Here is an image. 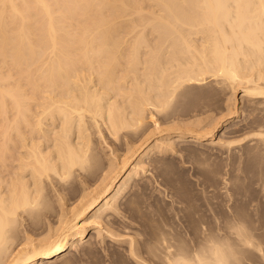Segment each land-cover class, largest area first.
<instances>
[{
    "label": "bare ground",
    "instance_id": "bare-ground-1",
    "mask_svg": "<svg viewBox=\"0 0 264 264\" xmlns=\"http://www.w3.org/2000/svg\"><path fill=\"white\" fill-rule=\"evenodd\" d=\"M221 87L231 90L227 115L211 116L203 125L200 113L197 124L192 119L185 129L176 121L174 135L167 132L173 130L168 126L163 130L166 136H160L161 131L156 138L152 130L147 133L150 119L155 120L152 126H162L156 114L165 113L191 89L208 88L207 92L215 93ZM238 91L242 101L251 102L254 117L251 132L232 138L246 116L228 121L239 113ZM219 126L223 130L215 141ZM92 127L114 139L133 135L141 141L138 145L131 142L134 147L128 144L134 150L118 164L110 155L109 170L102 175L104 184L99 189L93 186L97 191L78 204L73 217L67 215L61 203L65 196L53 183L52 196L60 204L58 212L48 217L50 222L47 219V234L38 241L31 234L24 235L26 230L22 235L26 218L32 229L44 211L56 206L48 199L53 186L47 188L46 181L65 182L80 172L87 177L89 171L83 172L95 164ZM150 134H156L153 140ZM209 139L225 146L250 139L255 149L264 152V0H0V168L13 167L9 180L2 175L3 169L0 175V264H53L67 258L72 249L89 241L90 231L82 220L102 223L106 221L102 218H113L110 215L118 211L126 186L146 168L145 158L172 150L183 141L203 144ZM87 183L83 185L91 184ZM163 228L159 227L161 231L145 249L149 262L139 259V236L129 237L127 249L133 258L141 264H181L195 254L203 237L213 233L211 227L202 225L197 228L199 237L194 231L198 239L190 242L192 237L184 236L186 240ZM247 229L235 232L249 247L256 239ZM100 231L97 228L90 236ZM228 243L236 261L240 246L230 239Z\"/></svg>",
    "mask_w": 264,
    "mask_h": 264
},
{
    "label": "rangeland",
    "instance_id": "rangeland-1",
    "mask_svg": "<svg viewBox=\"0 0 264 264\" xmlns=\"http://www.w3.org/2000/svg\"><path fill=\"white\" fill-rule=\"evenodd\" d=\"M207 90L209 91L210 89L204 88L202 90L200 88L198 89L193 88L191 89V92H189V94H185L184 97L181 96L180 98H178L177 99L178 101L176 100L175 101L176 103L174 102L171 108L165 111V113L163 112L160 114H156V117L158 118V120L161 119L159 123L162 126H157L156 124L152 126V122L155 123V120L154 118H152L153 120L150 119L151 122L148 123V127H150V129L148 128L149 130L147 133H151V130H152V133H156V134L161 131L160 132L161 134L158 133L160 136L161 135L166 136L165 133L167 132H171L170 135H174L176 131L178 130V127H176L177 125L180 127V124H181V127H184L183 129H185L187 127L185 124H189V122L192 119H193V122H195V120H197V117H200L201 114H203L201 115V120L203 119L202 120L203 125L208 121V119L211 118V116L218 117V116H222L224 113H225L224 115H227L228 110H229L228 109L229 105L227 103L231 101V100H228L231 90L225 87L223 88L221 87V89L218 88V91H216L215 93L214 91L213 93L207 92ZM203 91L204 93L205 92L207 93L204 94L202 93ZM241 95H242V92L238 91L237 96L239 100L236 102L237 104L236 106L238 107L237 109H239L238 111L239 113H237L236 116L229 118L228 121H234L238 118H243L244 114L246 115L245 116L246 121L244 120V122H241V125H240L241 130L236 133H232L233 135V136L231 135L232 138L243 137V135H246V132L249 133V131L251 132L250 129H252L250 125L252 124L251 119L254 117V114L253 115L251 114L252 112H254L252 109L253 106H250L252 104L248 100L242 101V99H240ZM207 104L210 106H208ZM245 108L247 110H245ZM202 109L206 110L205 111L206 113L200 112ZM211 109L212 111H214V113L211 111ZM176 121L178 122L177 125H176L177 123ZM180 121L181 123L179 124ZM172 122L174 123L176 122V123H175V126L173 123L171 127L170 124H172ZM195 123L197 124V122ZM156 126L157 128H155ZM167 126L172 128L173 130L171 131L170 129L169 131H167V129L169 128L167 129L165 128L167 132H164L165 131L164 127H167ZM198 126L200 127V123L196 125L197 128ZM160 127L162 128V130H159L161 129ZM242 128L244 131L242 130ZM92 129L91 130L93 131V135L91 136L92 138L91 147L92 149L94 148V150H96L95 151L96 153L94 154L92 159H93V163L95 164L89 167L88 168L89 170L87 169V171L83 172L86 174L89 171L88 172L89 176L88 174H86L87 177H85V179L86 178L87 179L85 180L84 179L85 175L83 174L81 176V172H80V173H77L76 176L72 177L71 179L69 178L65 180V182L64 180L59 181L56 178H55L56 180L53 178V181L50 179L52 181V184H48L49 182L51 183V181L49 182L46 181L47 188L50 185L53 186L54 184L56 188L59 186L57 189L61 190L63 192L62 194H64L63 196H65L64 198L65 200L64 199L61 200L63 201L61 203L64 205V209H66L65 211L67 212V215L70 217L71 216L73 217L74 211L76 213V209L77 210L79 209L80 206H78V204L80 205L84 204L85 201L88 199V196L91 194V192L94 194L95 188L99 189L101 185L104 184L102 179L105 173L109 170L108 163H109L110 155L113 153L111 157H113V159L118 164V162L120 163L121 162L120 160H123L124 157H126L127 155L130 156L132 153V150H134V148L132 149L128 148L130 147L129 145H133V147L136 145V144H132L131 142L134 143V141H136L138 145L141 141L139 138V142H138V136H133V135H131V138L133 137V140L131 138L128 139V137L130 136H127V138L124 137V139L120 138L122 139V141H120V139L112 138L110 135H108V133L106 135L107 131L105 130H104L105 132L104 133V132H100L95 127H92ZM221 129H222V126H219V129L217 128V131L215 134L216 135L215 141L218 140L219 138L218 135H220L221 131L223 130ZM97 131L99 132L97 133ZM101 133H103V135L105 134L104 141L102 138L103 135ZM156 134H153V136L150 134L152 136V138L150 139L153 140L154 135ZM158 134L155 136V138L159 136ZM249 140H245L242 143H235L234 145H230V146L226 145L227 147L225 145H221L217 143L214 144L215 142L211 143L212 142L211 139L203 141V144H190L187 142L186 144L184 143L185 141H183L181 144L180 143L175 144L176 148L174 147V149L172 150H168L158 155L153 154L154 156L152 155L149 158H145V163L148 162V164H145L146 168L142 170L143 172L142 171L139 172L138 174L139 176L135 177L134 179L130 181V183H128L129 185L126 186L125 188L126 191L125 190L123 191L122 193L123 196L121 194L120 196L121 198L119 197V200H118L119 203L117 202L118 203L117 205H119L121 202V205H119L120 207L118 206L119 207L118 211L112 214L113 216L110 215L111 217H113L110 219L112 220L115 219V220L110 221V219L105 217L104 219L102 218V220H106V221L108 220L109 223L108 221L107 222L101 221L102 223H98L97 221L93 220L94 222L89 221L91 222L90 224L89 222H87L88 220H91L90 218L86 219L87 223H85V221L83 222L82 220L81 222L82 225L86 224L87 231H90L89 236L86 237L87 241L88 240L89 241L88 242L84 241V243L85 242L86 243L85 244L83 243L82 244L83 246L80 244L74 250L72 249L71 253L67 257L68 259L63 258V259H59V261L58 260L56 261L58 262V264H118V263L119 264H134V263L141 264L139 260H137L135 257L133 258L129 249H127L129 248L127 246H129L130 238H131L130 240H132V237H136L137 235L139 236V237H136V239L139 238L137 239L138 240L137 245L139 246L138 247L136 246V247H137V251L139 250V253H141L140 256H142V257L139 256L140 257L139 259H141V261H145L149 256V253L146 251L148 250L146 249V247L149 248L152 241H154L152 238L153 237L155 238L156 236L155 233L158 234L157 231L158 230L161 231L159 227L163 228L166 226L165 227L166 229L168 228L172 229L173 233L178 237L184 238L185 236L187 239H190L192 237L190 240H187L186 238H184L187 241L191 242L192 240L198 239L200 230H197V228L200 229L202 225H205V227L207 228L211 227L212 229L211 228L210 229L213 230L214 232L218 229L219 232L216 231L218 236H223L224 232L221 229V224L228 223L230 218L239 219V214H240L241 215L240 220L242 219L244 224H246L245 225L246 228L248 227V229H250V232L252 230L251 232L252 238H255L256 240L254 241L255 244H251L252 247L250 245L248 247L247 244L245 245L243 244L244 242L241 243L242 241L241 239H243L241 238L242 235H239L236 232L233 234L229 233L230 241L237 243L240 246L239 247L236 244V246L239 247L238 251H240V253L237 252L238 255L236 254L237 255L236 264H264V172H263L264 171V158H263L264 152L261 153L259 149H255V145H254L255 143L253 142L254 140L252 141H249ZM93 144L96 145V147ZM109 144L112 146H110ZM252 144L254 145V147ZM111 147L112 149H110ZM114 147L115 149H117L118 147L115 153L113 151ZM249 149H251L252 151ZM118 158H119V161H118ZM0 166H1V162H0ZM11 166L12 165L9 164V166L8 167L6 166L5 169L2 167L0 168V171H1L0 175L2 174V169H3L4 174L2 175L3 176L5 175V179L7 180L11 178L10 174L12 173L10 172L13 171V167ZM8 168H10V170H8ZM6 169L8 170V172L5 171ZM103 170H105V172ZM8 174L9 176H7ZM79 174H80V178H82L81 180L79 178ZM77 179L78 181L79 180L80 181L78 182ZM57 180H58V183L55 182ZM84 182H85V185L86 183L87 185L91 183L89 184L91 186L88 185L90 189L89 188L87 189L88 186L86 187L85 185H83ZM77 183H79L78 184L79 187H77ZM65 185L66 186L68 185V186L66 187ZM54 186L52 188L49 187L52 189V190L50 189L51 193L49 192L50 190L47 189L48 192L50 193V194L48 193L49 194L48 199L50 198L52 199V200L51 199L49 200L50 203L51 202L53 203V204L51 203L53 207L56 205L53 208L54 210L53 209L51 211L47 210L46 212L49 214H44L46 213L44 211V213H42L43 217L42 216H41L42 218L40 217V219L41 220L43 219V220L42 221L39 220L38 222L39 225L35 222L34 223L35 226L33 225L34 227L32 226L33 227L32 229H31L32 223H30L29 218H26V222L24 220V223H23L24 226H22L24 227L23 228L24 230L21 233L22 235L25 230H26L25 232H28V228L30 229L29 233L25 234L24 232V235L31 234L30 236L34 241H38L39 239H42L47 234L48 232L47 223H49L53 215L58 212L57 210H59L58 208L60 204V202H58V200L55 198L56 195L54 197L52 196L54 195V192H53L54 191L53 188H55ZM93 186H95V188ZM68 189H71V190H68ZM85 190H88V191H85ZM82 191L83 193H86V192L87 193L85 195L81 194ZM80 195H84L85 198L86 197L87 198L86 199L82 198L84 196L81 197ZM80 198H82L83 200L82 199L80 200ZM56 202H58V204ZM75 204L77 205L76 206L77 208H74ZM70 206L71 207L73 206L72 207L73 211L70 209ZM56 207L57 209H55ZM68 208L69 210H71L70 212L72 213L68 211ZM69 213L72 215H70ZM44 217L46 218L44 219ZM47 219L49 220V222ZM114 221L115 223L113 225ZM153 221L157 224H154L152 226V223H154ZM40 222L41 223L43 222L44 224L43 223L41 224ZM162 224H163V227H161ZM25 225L30 226V227H27ZM45 225H47V227ZM51 225H53L52 221H51ZM105 225H108V226H105ZM131 225L133 226V229ZM196 225L198 227H196ZM200 225L201 227H199ZM214 225H215V228L212 227ZM126 226L127 227L131 226V227L127 228ZM35 227L38 228L39 230L41 229L40 230L41 232L37 234L38 229H36ZM97 228L101 231L97 235L94 234L93 237H91L90 235ZM134 228H136L138 232ZM35 230H36V234H35L36 236L35 235L32 236V233H34ZM121 230L123 232H121ZM194 231L197 233L198 237L196 236V233ZM255 231H256L257 236L255 234ZM140 232L144 234H141ZM192 232H194L195 235ZM42 233H44V235ZM191 233L193 235H191ZM51 234L54 235L55 233L54 234L51 233ZM119 237L121 238V240ZM99 240L102 241V244H100L101 242ZM146 242L147 244H145ZM111 243H112V246H111ZM119 251H121L122 253ZM144 255L145 256L147 255V256L144 257ZM66 259H67V262H66ZM149 259L150 258H148L147 260L148 262H149ZM136 260L138 262H136ZM57 262H54L53 264L55 263L57 264Z\"/></svg>",
    "mask_w": 264,
    "mask_h": 264
},
{
    "label": "clouds",
    "instance_id": "clouds-1",
    "mask_svg": "<svg viewBox=\"0 0 264 264\" xmlns=\"http://www.w3.org/2000/svg\"><path fill=\"white\" fill-rule=\"evenodd\" d=\"M245 227L242 220L230 218L228 223L221 224L223 236H218L213 231L203 237L195 254L181 261V264H236L232 246L228 243L229 233L243 231Z\"/></svg>",
    "mask_w": 264,
    "mask_h": 264
}]
</instances>
